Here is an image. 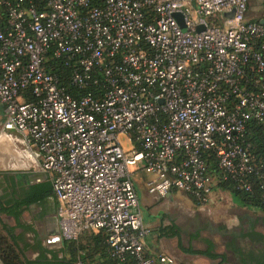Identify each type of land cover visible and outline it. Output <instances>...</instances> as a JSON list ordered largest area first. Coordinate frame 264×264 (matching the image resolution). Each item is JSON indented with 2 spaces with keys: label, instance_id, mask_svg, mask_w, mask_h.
Instances as JSON below:
<instances>
[{
  "label": "built area",
  "instance_id": "built-area-1",
  "mask_svg": "<svg viewBox=\"0 0 264 264\" xmlns=\"http://www.w3.org/2000/svg\"><path fill=\"white\" fill-rule=\"evenodd\" d=\"M0 106L2 130L41 154L56 238L101 232L117 264L174 263L145 250L136 168L149 193L202 205L212 152L264 204L246 136L264 128V23L248 0H0Z\"/></svg>",
  "mask_w": 264,
  "mask_h": 264
},
{
  "label": "crops",
  "instance_id": "crops-1",
  "mask_svg": "<svg viewBox=\"0 0 264 264\" xmlns=\"http://www.w3.org/2000/svg\"><path fill=\"white\" fill-rule=\"evenodd\" d=\"M248 10L253 17L264 20V0H248ZM3 120L0 106V167L4 169L1 173L20 180L25 189L50 184L51 192L27 209L34 212V220H40L39 236L45 244L59 242L56 200L49 174L40 169L41 154L14 132H4ZM149 178L141 168L133 171L140 213L151 230L144 241L149 255L169 256L174 259L173 264H264V211L244 203L216 183L209 201L202 205L189 194L176 190L165 196L151 194L146 188ZM55 231V235L51 234ZM96 233L84 232L77 244H93L89 234ZM206 251L215 257L203 254ZM107 259L95 250L93 257L85 260L108 264Z\"/></svg>",
  "mask_w": 264,
  "mask_h": 264
},
{
  "label": "trees",
  "instance_id": "trees-1",
  "mask_svg": "<svg viewBox=\"0 0 264 264\" xmlns=\"http://www.w3.org/2000/svg\"><path fill=\"white\" fill-rule=\"evenodd\" d=\"M246 136L247 141L250 143L249 151L252 154L254 160L257 163L264 164V128L261 124L255 120H250L246 124ZM206 162L210 172L216 178V184L224 189H228L238 196L244 203L251 206L258 207L264 211V204L260 201V190L255 180L251 179L252 190L246 192L236 187V182L232 179L222 180L221 174L217 167V159L215 155L210 152L206 157ZM4 195L0 197V214L4 213L7 216H11L15 220V226H9L4 222H0V261L2 264H72L79 258V252L81 248L76 241H70L73 243L71 249L69 248L71 258L66 259V253L61 251V255L58 252L48 249H43L35 245L38 250V256L34 261H29L25 258L24 252L28 248L32 247L25 241L24 233L34 232L31 225L21 222V214L31 204L43 200L46 195L51 192L50 184L38 185L32 188L25 189L20 180H15L11 176L3 174ZM15 228H21V233H14ZM8 241V242H7ZM96 247H99L103 255L108 258V264H117V261L112 259L109 255L108 245L105 241V235L101 232L96 233L92 237ZM8 243V244H7ZM39 245V243L37 242ZM96 250V249H95ZM202 253V252H195ZM203 254L215 257L211 255L210 251H206ZM132 264V259L127 256L122 264Z\"/></svg>",
  "mask_w": 264,
  "mask_h": 264
},
{
  "label": "rangeland",
  "instance_id": "rangeland-1",
  "mask_svg": "<svg viewBox=\"0 0 264 264\" xmlns=\"http://www.w3.org/2000/svg\"><path fill=\"white\" fill-rule=\"evenodd\" d=\"M122 141L126 145V141L125 140H122ZM3 170L4 169H2L0 167V197H2L5 193L4 184H3V175L1 174V172H3ZM33 213L34 212H31V210L25 209L21 214V222L27 223V224H32L35 228L34 232L24 233L25 241L32 246V247L28 248L27 250H25V252H24L25 258L29 261H34L37 258L38 250L35 247V245H37L38 247H41L43 249L56 251V252H58L59 255H61L62 254L61 251H63V253H66V256H65L66 259L69 260L71 258L69 248L71 249L73 243L70 241L60 240L59 242L53 243L51 245L45 244L44 239L39 236V231L41 229L42 224H41L40 220H34V214ZM0 222H4L9 226H15L14 218L11 216H7L4 213L0 214ZM21 232H22L21 228H15V230H14V233H16V234L21 233ZM0 233H2L4 235V233L1 231V225H0ZM89 235H90V239H91L93 237V234H89ZM37 242L39 243V245L37 244ZM85 244L86 243L79 244L81 251L79 252V258H77V259L75 258V260L76 261L79 260L83 264H93V263H91L90 260H89V262H87L85 259L92 258L95 249H96V251H98L100 249H99V247L95 246L94 242H93V244H92V242H88V244H86V245ZM76 261L72 264H75ZM0 264H2L1 261H0Z\"/></svg>",
  "mask_w": 264,
  "mask_h": 264
},
{
  "label": "water",
  "instance_id": "water-1",
  "mask_svg": "<svg viewBox=\"0 0 264 264\" xmlns=\"http://www.w3.org/2000/svg\"><path fill=\"white\" fill-rule=\"evenodd\" d=\"M261 23H264V20H261ZM181 26L183 27V24H182V22H181ZM200 29H201V27H200ZM58 224V223H57ZM57 233V231H55V232H53V233H51V234H56Z\"/></svg>",
  "mask_w": 264,
  "mask_h": 264
}]
</instances>
